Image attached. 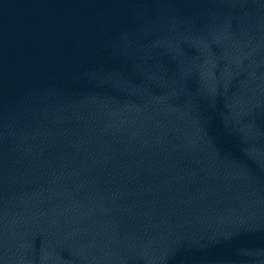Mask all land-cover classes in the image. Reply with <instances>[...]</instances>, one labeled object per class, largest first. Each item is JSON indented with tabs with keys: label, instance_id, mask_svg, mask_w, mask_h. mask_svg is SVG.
Instances as JSON below:
<instances>
[{
	"label": "water",
	"instance_id": "water-1",
	"mask_svg": "<svg viewBox=\"0 0 264 264\" xmlns=\"http://www.w3.org/2000/svg\"><path fill=\"white\" fill-rule=\"evenodd\" d=\"M0 264H264V0H0Z\"/></svg>",
	"mask_w": 264,
	"mask_h": 264
}]
</instances>
